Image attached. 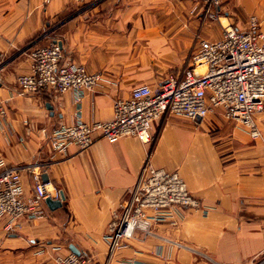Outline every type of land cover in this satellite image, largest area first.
<instances>
[{
  "label": "crops",
  "instance_id": "1",
  "mask_svg": "<svg viewBox=\"0 0 264 264\" xmlns=\"http://www.w3.org/2000/svg\"><path fill=\"white\" fill-rule=\"evenodd\" d=\"M200 11L197 0H0V157L45 166L63 193L60 205L44 200V215L23 217L13 233L0 219V264H54L70 243L91 264H264V109L254 114L262 135L255 139L219 110L195 121L167 114L153 122L151 143L96 137L61 155L52 154L41 131L76 119L73 92L21 93L16 83L29 70V47L60 41L62 62L102 75L82 95L81 118L109 119L115 97L177 73L197 36H222L221 23L203 21ZM221 14L240 28L253 14L264 33V0H222ZM147 158L177 170L204 209H177V225L154 224L109 255L103 235L111 213ZM22 182L32 191L28 172Z\"/></svg>",
  "mask_w": 264,
  "mask_h": 264
},
{
  "label": "built area",
  "instance_id": "2",
  "mask_svg": "<svg viewBox=\"0 0 264 264\" xmlns=\"http://www.w3.org/2000/svg\"><path fill=\"white\" fill-rule=\"evenodd\" d=\"M83 1V0H76ZM200 18L221 23L222 36L209 40L197 36L196 44L177 73H168L157 85L138 84L128 96H117L112 102L113 116L106 120L84 121L81 99L102 79L101 72L88 71L80 63L62 62L63 52L58 41L29 47V70L16 77L21 93L52 89L72 91L76 119L52 129L42 128L44 140L53 153L67 154L71 145L86 149L96 137L114 141L132 135L148 144L154 139L153 122L169 114L192 121L203 119L219 110L223 118L243 126L253 138L261 137L254 114L264 109V33L257 16L251 14L244 28L221 21L222 0H197ZM6 115L0 102V118ZM28 172L32 191L22 182ZM45 166L39 163L8 164L0 157V219L3 230L13 233L21 219L44 215V200L62 201V191L50 179H43ZM177 209H204L177 170L154 165L147 158L135 184L112 211L103 239L109 255L141 232L148 235L154 224L177 225ZM60 246L56 245L55 249ZM54 264H91L90 257L80 250L56 254ZM132 264L138 263L132 260Z\"/></svg>",
  "mask_w": 264,
  "mask_h": 264
},
{
  "label": "water",
  "instance_id": "3",
  "mask_svg": "<svg viewBox=\"0 0 264 264\" xmlns=\"http://www.w3.org/2000/svg\"><path fill=\"white\" fill-rule=\"evenodd\" d=\"M58 44L61 45V42L59 41ZM47 107H51V106L47 104ZM43 179L44 180H47L48 179V177L46 176V174H43ZM61 199H63V193H61ZM46 201L48 203L52 204L53 206L54 205H60V203H61L60 200H57V199L56 200H51L50 198L46 199ZM69 248L75 254H79L80 253L79 248L76 245L72 244V243L69 244Z\"/></svg>",
  "mask_w": 264,
  "mask_h": 264
},
{
  "label": "rangeland",
  "instance_id": "4",
  "mask_svg": "<svg viewBox=\"0 0 264 264\" xmlns=\"http://www.w3.org/2000/svg\"><path fill=\"white\" fill-rule=\"evenodd\" d=\"M84 1V0H83ZM81 2V1H80ZM221 21H222V23L223 24H226L227 22H229L228 21V19L226 18V17H224L223 15H221ZM248 21V20H247ZM256 262H254V264H255Z\"/></svg>",
  "mask_w": 264,
  "mask_h": 264
}]
</instances>
